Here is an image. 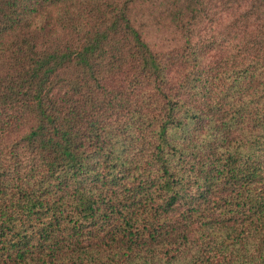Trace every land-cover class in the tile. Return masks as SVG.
Instances as JSON below:
<instances>
[{
	"label": "trees",
	"instance_id": "obj_1",
	"mask_svg": "<svg viewBox=\"0 0 264 264\" xmlns=\"http://www.w3.org/2000/svg\"><path fill=\"white\" fill-rule=\"evenodd\" d=\"M0 264H264V0H0Z\"/></svg>",
	"mask_w": 264,
	"mask_h": 264
}]
</instances>
